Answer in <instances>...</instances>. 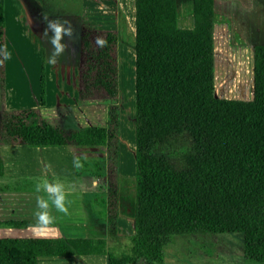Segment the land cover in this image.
<instances>
[{"label": "trees", "instance_id": "16d2710c", "mask_svg": "<svg viewBox=\"0 0 264 264\" xmlns=\"http://www.w3.org/2000/svg\"><path fill=\"white\" fill-rule=\"evenodd\" d=\"M212 14V0H192L193 26L180 29L174 0H134V207L125 250L111 253L104 238L1 237L0 264L95 254L106 255V264H160L171 236L217 233H240L243 258L264 264V44L251 51V97L217 96ZM1 20L0 7V46ZM98 35L107 47L95 45ZM116 45L113 29L80 31L77 97L112 102L104 125H30L32 109H0V145L104 148V157L87 159L76 174L105 177V193L94 197L91 212L111 240L117 237ZM44 83L41 55L40 105ZM179 137L187 149L176 166L167 147ZM28 225L0 220V227Z\"/></svg>", "mask_w": 264, "mask_h": 264}, {"label": "crops", "instance_id": "0c3cea01", "mask_svg": "<svg viewBox=\"0 0 264 264\" xmlns=\"http://www.w3.org/2000/svg\"><path fill=\"white\" fill-rule=\"evenodd\" d=\"M60 0H0L2 17V46L6 45L11 54L10 59L3 61L0 67V109L12 111L32 109L26 122L30 125H48L63 129L104 125L107 106L111 101H82L77 97V71L79 57V34L82 29H113L117 35V72L118 57L130 58L134 41V0H72L73 7L64 9L57 5ZM175 1V24L180 29H191L193 26L192 0ZM186 3L189 10L180 12L179 4ZM49 19H67L71 22L75 36L72 40L64 38L67 51L59 58L56 66L48 64L47 57L52 51L47 38L43 37L46 22ZM213 15V65L214 73L219 52H231L241 55L252 63L251 51L254 45L264 44V0H212ZM183 25H179V24ZM31 33V34H30ZM51 36V33H49ZM222 52V53H223ZM44 58V105L39 104L38 84L28 79V86L21 66L32 56ZM246 59V60H247ZM133 64V63H132ZM125 65V64H124ZM17 71L21 75V86L18 88L10 81L9 72ZM125 73L128 68H124ZM38 73V70L35 74ZM123 74V73H122ZM215 78V76H214ZM16 89V91H15ZM32 95V98H31ZM124 96L121 95V112L124 108ZM251 94L249 95V98ZM248 98V99H249ZM118 105V95L113 100ZM117 107V113L118 111ZM74 120V126L61 121ZM122 124L126 117L122 114ZM130 114V121H131ZM129 124H131L129 122ZM118 113V151H117V196H116V231L117 237L129 236L133 232L134 207V166L131 162L126 171H121V144L119 143ZM131 128V125L129 126ZM129 141V140H128ZM122 142V140H120ZM131 141L127 143L129 147ZM134 148V146H133ZM25 149L26 151L24 152ZM130 149V147H129ZM101 150L96 153V151ZM133 152V150L131 151ZM86 153L89 158L105 156L104 148H85L73 145L57 147H29L17 145H0V160L3 172L0 176V220H28L34 224L33 211L36 207V183L45 175L49 179H59L70 191L71 201L69 215H56V231L41 236L52 237H86L104 238L108 246L105 225L91 212L95 196H103L106 190L105 177L93 178L87 174H76L73 158ZM22 179L24 192H16L14 181ZM95 184V186H93ZM5 204V205H4ZM31 225L24 226L30 227ZM20 227V228H24ZM83 256V255H81ZM66 256L64 264H84L79 257ZM50 258H42V264H50ZM106 264V255L98 260ZM66 262V263H65ZM53 263V262H52Z\"/></svg>", "mask_w": 264, "mask_h": 264}, {"label": "rangeland", "instance_id": "374dc122", "mask_svg": "<svg viewBox=\"0 0 264 264\" xmlns=\"http://www.w3.org/2000/svg\"><path fill=\"white\" fill-rule=\"evenodd\" d=\"M72 0H60L57 5L64 9L73 7ZM75 7V5H74ZM178 9L186 13L189 10L186 3H180ZM183 25V24H179ZM219 52L217 57V64L214 73V88L215 94L219 97L234 98V99H248L251 94V65L248 59L241 57V55H234L231 52ZM41 57V56H40ZM40 57L32 56L29 62L27 61L21 69L23 76L26 80V86H28V79L26 74L34 87L38 84V78L40 76ZM118 72H117V95H118V113H119V137L122 142L121 146V171H126V167L131 162L134 166L133 159V146H134V80H133V64L134 53L130 54V58L127 56L118 57ZM247 59V60H246ZM125 64V65H124ZM124 68H128V71ZM14 70V69H13ZM38 70V73L35 74ZM123 73V74H122ZM21 75L17 74V71L9 72L10 81L16 87L21 86ZM16 91V89H15ZM124 96V108L121 112V95ZM32 98V95H31ZM126 117L125 124H122L123 117ZM130 114L132 116L130 121ZM61 121L64 128L74 126V120ZM129 122L131 124H129ZM131 125V128L129 126ZM129 140V141H128ZM130 143L127 147V143ZM118 145V141H117ZM27 147V146H25ZM31 150L34 147H29ZM187 142L183 137H179L176 140H169L167 152L171 155L172 162L179 166L183 163L182 155L186 152ZM24 152L26 151L23 149ZM101 150L96 151V153ZM118 151V146H117ZM1 180V178H0ZM1 182V181H0ZM14 189L16 192H24L22 179L14 181ZM134 186V183H133ZM92 202V201H91ZM5 205V204H4ZM126 230L123 229L122 236L116 237V239L108 241V250L111 253L119 255L125 250L127 244ZM31 227L13 228V227H0V238H24V237H36ZM108 238V237H107ZM109 239V238H108ZM103 254L95 255H83L79 257V260L84 264H100L98 261ZM41 261H44L40 259ZM67 260L66 256L54 257V259L47 260L50 264H64ZM53 262V263H52ZM66 263V262H65ZM140 264V260L137 261ZM160 264H259L253 261H249L242 256L241 234L240 233H217V234H187L181 236H171L168 242L163 247V259Z\"/></svg>", "mask_w": 264, "mask_h": 264}, {"label": "clouds", "instance_id": "9594fccd", "mask_svg": "<svg viewBox=\"0 0 264 264\" xmlns=\"http://www.w3.org/2000/svg\"><path fill=\"white\" fill-rule=\"evenodd\" d=\"M46 22V28L43 37L47 38L48 43L52 47L51 53L47 57L48 64L56 66L59 58L67 51L68 45L64 43V38L72 40L76 35L71 22L67 19H49L48 14L43 15ZM51 33V36H49ZM31 34V33H30ZM95 45L98 48L107 47V40L98 35L95 37ZM11 54L7 50V46H0V63L10 59ZM88 159L86 153H81L73 158V167L80 171L84 168V161ZM95 186V184L93 185ZM75 187L67 188L65 183L57 179H49L47 175L42 177L35 185L36 207L33 211L34 224L31 225L32 232L41 236L49 232L56 231L57 217L54 213L69 215V207L71 201L68 199L70 191H74Z\"/></svg>", "mask_w": 264, "mask_h": 264}]
</instances>
